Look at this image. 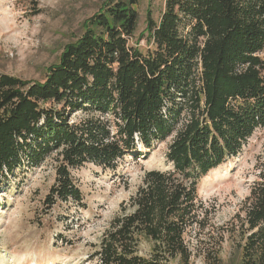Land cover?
I'll return each instance as SVG.
<instances>
[{
	"label": "trees",
	"instance_id": "trees-1",
	"mask_svg": "<svg viewBox=\"0 0 264 264\" xmlns=\"http://www.w3.org/2000/svg\"><path fill=\"white\" fill-rule=\"evenodd\" d=\"M137 2L104 0L42 81L0 73V187L51 158L48 206L82 204L74 171L116 170L172 136L167 167L146 169L130 209L108 222L92 254L99 264L187 260L200 179L264 130V0H165L157 20L147 15L145 50L130 43ZM256 170L238 216L239 264H264V157Z\"/></svg>",
	"mask_w": 264,
	"mask_h": 264
},
{
	"label": "rangeland",
	"instance_id": "rangeland-1",
	"mask_svg": "<svg viewBox=\"0 0 264 264\" xmlns=\"http://www.w3.org/2000/svg\"><path fill=\"white\" fill-rule=\"evenodd\" d=\"M165 0H138L137 27L130 43L150 46L148 13L157 20ZM104 0H0V73L42 81L65 46L83 32ZM264 56V51L260 52ZM77 114V113H75ZM76 116L72 114L71 119ZM172 136L127 157L116 170L88 164L74 171L82 204L44 202L54 182L53 161L24 166L0 187V264H99L92 256L108 222L124 208L149 168H166L164 153ZM264 157V130L257 129L240 155L203 176L198 184V222L188 228L187 260L172 264H239L245 227L242 206L257 180ZM150 243L141 242L142 253Z\"/></svg>",
	"mask_w": 264,
	"mask_h": 264
}]
</instances>
